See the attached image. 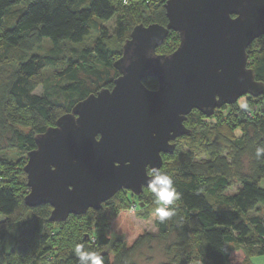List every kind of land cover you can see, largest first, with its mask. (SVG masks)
<instances>
[{"label":"trees","instance_id":"1","mask_svg":"<svg viewBox=\"0 0 264 264\" xmlns=\"http://www.w3.org/2000/svg\"><path fill=\"white\" fill-rule=\"evenodd\" d=\"M131 1L0 0V151L22 157L16 163L0 157V264H79L77 244L99 253L104 264H130L141 245L156 241L166 244V260L157 264H251V258L264 256V156L255 155L264 147V112L256 114L253 107L245 110L251 117L218 114L213 124L207 120L216 111L211 117L195 110L187 116L190 133L176 140L173 155H163L160 168L173 178L180 196L175 215L161 223L153 209L139 213L153 217L156 231L134 229L113 251L105 250L111 234L131 229L127 211L136 206L137 213L138 205L145 210L146 203L116 193L100 210L59 223L49 220V205H25L23 167L36 147L35 136L89 94L112 88L118 76L113 64L134 26L167 25L166 0H142L136 13L123 17L117 4ZM113 18L109 33L101 23ZM93 32L92 44H84ZM178 44V34L169 31L156 53L170 54ZM246 53L247 66L264 83V36ZM143 83L157 87L154 79ZM228 106L230 113L238 111L237 102Z\"/></svg>","mask_w":264,"mask_h":264},{"label":"water","instance_id":"2","mask_svg":"<svg viewBox=\"0 0 264 264\" xmlns=\"http://www.w3.org/2000/svg\"><path fill=\"white\" fill-rule=\"evenodd\" d=\"M163 8L166 26L131 30L112 88L89 94L35 136L24 203L49 205L51 222L98 211L119 191L139 197L151 168L160 170L163 155L190 133L192 111L211 117L243 96L264 95L246 53L264 36V0H166ZM169 31L179 36L177 48L156 53ZM146 79L157 87L148 89Z\"/></svg>","mask_w":264,"mask_h":264},{"label":"rangeland","instance_id":"3","mask_svg":"<svg viewBox=\"0 0 264 264\" xmlns=\"http://www.w3.org/2000/svg\"><path fill=\"white\" fill-rule=\"evenodd\" d=\"M142 0H133L131 2L128 3V5H124L122 6L120 3L117 4L118 8H121V15L124 17L126 16L130 11L133 10V12H137L138 6L141 3ZM156 1H164V0H156ZM116 18V17H114ZM111 19L107 22H103L101 23L104 27H106L109 30V33H112V29L114 27L115 24V19ZM96 34L93 32L87 39H85L84 44L87 45H91L93 40L95 39ZM46 48L50 47V45L48 43H45ZM82 46V45H80ZM79 46V47H80ZM47 74L50 75H55V72L48 70ZM42 93V88L38 87L35 90V94H41ZM244 104L246 105V107H241V105ZM253 107L252 110L254 112H256V114H258L259 112H264V95L257 100H252L251 97H249L248 95L241 97L238 101H237V109L238 111H236L235 113H230V108L228 105L223 106L220 109L216 110V113L207 120L208 123L213 124L215 122V118L217 117L218 114H220L221 116L227 117V116H232L235 118H239L242 117L243 119H246V109ZM0 157H5L8 160L12 161V163H16L18 162V160H22V157L18 156L17 153L14 150H4V151H0ZM245 170L247 171V168L245 167ZM238 185L236 184L232 189H230L228 191V193H234L237 189ZM119 195V197H125L128 200H132L135 201L139 204H143L145 206V203L147 204L146 209L145 210H141L140 211V206L138 205V212H129V210L127 211V217L129 219V221H131L132 226H130L131 229H129L127 232H125L124 234H111V242L110 244L105 248V250L108 251H113L114 248H118L119 245H121V243H123V241L125 239H127L131 233H133L134 229H138L142 232H155V226H154V221H153V217H150L148 219H143L141 218V216H139L138 214L143 212V211H148L149 209H153L156 207V205L153 202V197L151 192L149 191V189H145L144 193L140 196V197H136L134 196L131 192L123 190V191H119L117 193ZM140 211V212H139ZM262 213V212H260ZM259 213V214H260ZM95 215L91 214V220H95ZM95 225L91 226V230L92 232H95ZM85 236L87 237L88 234L85 233ZM165 242L164 241H156L153 242L151 244H143L141 245L136 252L133 254L132 258H131V262L130 264H157L160 262H163L164 260H166V256H165ZM251 264H264V256H255L253 258L250 259Z\"/></svg>","mask_w":264,"mask_h":264},{"label":"clouds","instance_id":"4","mask_svg":"<svg viewBox=\"0 0 264 264\" xmlns=\"http://www.w3.org/2000/svg\"><path fill=\"white\" fill-rule=\"evenodd\" d=\"M241 107L246 105L242 104ZM255 155L257 159L264 156V147H257ZM146 187L151 192L156 205L154 215L161 223L175 215V205L180 196L169 174L152 167L148 173ZM74 253L79 264H104L103 257L99 253L84 250L83 244H77Z\"/></svg>","mask_w":264,"mask_h":264},{"label":"built area","instance_id":"5","mask_svg":"<svg viewBox=\"0 0 264 264\" xmlns=\"http://www.w3.org/2000/svg\"><path fill=\"white\" fill-rule=\"evenodd\" d=\"M247 116L251 117V116H252V112L248 110V111H247ZM135 207H136V206H132V207L129 209V212H133V213H134V212H135Z\"/></svg>","mask_w":264,"mask_h":264},{"label":"flooded vegetation","instance_id":"6","mask_svg":"<svg viewBox=\"0 0 264 264\" xmlns=\"http://www.w3.org/2000/svg\"><path fill=\"white\" fill-rule=\"evenodd\" d=\"M145 189H147V188H144V190H145ZM144 190H143V192H144ZM140 196H141V195H140ZM140 196H139V197H140Z\"/></svg>","mask_w":264,"mask_h":264}]
</instances>
